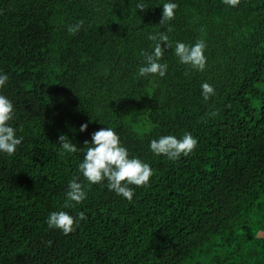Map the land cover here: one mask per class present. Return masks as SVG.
Listing matches in <instances>:
<instances>
[{
	"label": "trees",
	"instance_id": "obj_1",
	"mask_svg": "<svg viewBox=\"0 0 264 264\" xmlns=\"http://www.w3.org/2000/svg\"><path fill=\"white\" fill-rule=\"evenodd\" d=\"M164 3L178 7L161 26ZM161 32L166 73L139 77ZM201 40L204 70L181 64L176 43ZM0 74L23 137L0 152V264H264V0H0ZM101 128L153 171L131 202L89 184L84 151L60 155L61 134L86 150ZM186 133L188 156L150 150ZM74 177L86 198L65 208ZM53 211L86 219L64 235Z\"/></svg>",
	"mask_w": 264,
	"mask_h": 264
},
{
	"label": "clouds",
	"instance_id": "obj_2",
	"mask_svg": "<svg viewBox=\"0 0 264 264\" xmlns=\"http://www.w3.org/2000/svg\"><path fill=\"white\" fill-rule=\"evenodd\" d=\"M223 3L235 7L239 5L240 0H223ZM136 7L141 11L147 8L144 4H137ZM177 7L178 5L175 3H164L159 25H166L174 19V10ZM83 23V21H79L76 25L69 26L68 31L71 34L77 33ZM167 31H171V28L169 27ZM148 39L157 42L151 54L144 53L146 63L139 67L137 75L139 77L149 75L163 77L167 70V64H162L159 61L163 58L165 50L171 46L168 43L169 37L165 32H161L158 37L149 35ZM205 47L206 45L202 40L193 46L177 42L174 51L181 64L190 65L195 70L203 71L206 65ZM7 80V74H0V87L4 86ZM201 88L205 101L215 94L214 88L208 83H203ZM13 114L14 108L11 101L0 95V152L9 156L15 154L17 146L23 140L22 136L17 138L16 130L8 123L13 119ZM211 115H216V113ZM87 126V123L82 124L79 131H85ZM197 143V139L191 133H186L182 139H177L171 135L162 136L158 140H152L149 147L154 154L164 155L169 160L177 161L181 156H188L195 149ZM57 144L62 149L60 155L84 151L86 154L78 165V170L89 184H98L107 180L108 189L123 196L129 202L134 195L133 189L129 185L137 187L147 185L153 175L148 164L137 158H129L128 150L120 145L118 135L111 128H101L94 132L91 137L92 146L86 150L77 149L76 145L70 143L64 134L58 137ZM88 144L85 141V145ZM77 180L78 178L74 177L68 185L66 200L63 205L65 208L80 204L86 198L84 186ZM85 219L84 212H80L78 218H74L68 212L53 211L46 223L49 229H59L64 235H67L75 230L79 221Z\"/></svg>",
	"mask_w": 264,
	"mask_h": 264
}]
</instances>
